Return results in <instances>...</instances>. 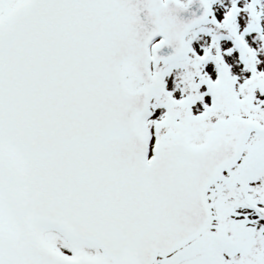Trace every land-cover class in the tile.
<instances>
[{
	"label": "snow or ice",
	"instance_id": "1",
	"mask_svg": "<svg viewBox=\"0 0 264 264\" xmlns=\"http://www.w3.org/2000/svg\"><path fill=\"white\" fill-rule=\"evenodd\" d=\"M0 264H264V0H0Z\"/></svg>",
	"mask_w": 264,
	"mask_h": 264
}]
</instances>
